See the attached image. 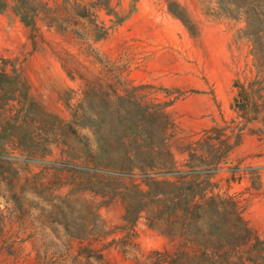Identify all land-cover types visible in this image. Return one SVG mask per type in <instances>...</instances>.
<instances>
[{
    "label": "rangeland",
    "instance_id": "obj_1",
    "mask_svg": "<svg viewBox=\"0 0 264 264\" xmlns=\"http://www.w3.org/2000/svg\"><path fill=\"white\" fill-rule=\"evenodd\" d=\"M17 1L0 0V69L28 89L32 123L46 130L32 136L49 146L32 155L16 134L0 144L12 159L0 163V264H153L154 251L175 253L179 241L149 227L147 213L134 226L123 220L125 189H145L141 179L74 172L83 156L74 137L50 133L53 119L36 122L39 113L69 122L85 100L105 105L101 93L128 110L131 101L171 103L165 138L178 169L216 163L213 193L239 201L264 240V47L254 46L244 10L232 0ZM76 4L87 8L82 18ZM250 85L243 103L238 86ZM88 244L104 262L83 254Z\"/></svg>",
    "mask_w": 264,
    "mask_h": 264
},
{
    "label": "trees",
    "instance_id": "obj_2",
    "mask_svg": "<svg viewBox=\"0 0 264 264\" xmlns=\"http://www.w3.org/2000/svg\"><path fill=\"white\" fill-rule=\"evenodd\" d=\"M1 5L4 3L0 2ZM232 5L244 10L254 46L263 49L264 0H232ZM75 7L73 11L79 10L77 15L82 18L87 8L80 4ZM22 21L26 25L32 23L25 16ZM261 52L258 59L264 63V51ZM252 86H238V96L243 98V103ZM144 88L134 87L130 92ZM101 96L105 98V105L95 106L85 100L87 106L74 110L69 122L48 113H39L40 120L36 122L45 125L53 119L56 125L48 130L50 133L61 138L74 137L83 155L74 160L81 163L72 164L74 172L102 174L111 181L141 179L145 189L135 183L125 189L127 204L123 220L134 226L141 215L147 213L149 227L179 241L173 255L154 251L153 264H264V240L243 218L241 203L234 197L213 193L215 185L211 179L217 164L213 162L211 168L186 171L175 164L169 140L165 138L173 127L167 111L171 103H151L142 107L131 101L134 109L128 110L116 104L110 106L113 105L111 94L101 93ZM34 106L17 72L0 69V144L16 134L22 150L32 155L48 151V141L36 142L32 136L35 132L46 133L45 126L38 128L32 123ZM254 115L251 120L258 119L259 111ZM84 130L91 136L83 135ZM34 158L30 155L25 161ZM10 160L0 148V163ZM91 215L90 222L96 227L97 211ZM82 240L87 241V238ZM252 240L249 250L239 254V250ZM84 253L88 259L105 261L102 250L93 249L91 244L83 249Z\"/></svg>",
    "mask_w": 264,
    "mask_h": 264
}]
</instances>
